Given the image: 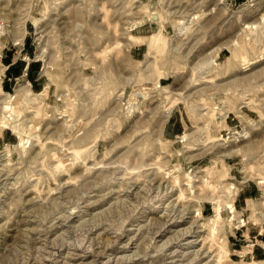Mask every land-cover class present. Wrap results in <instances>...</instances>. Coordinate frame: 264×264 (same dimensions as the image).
I'll use <instances>...</instances> for the list:
<instances>
[{
  "label": "rangeland",
  "instance_id": "1",
  "mask_svg": "<svg viewBox=\"0 0 264 264\" xmlns=\"http://www.w3.org/2000/svg\"><path fill=\"white\" fill-rule=\"evenodd\" d=\"M0 27L49 66L3 87L0 59V101L34 92L0 110V264H264L230 239L244 183L264 219V0H0Z\"/></svg>",
  "mask_w": 264,
  "mask_h": 264
},
{
  "label": "crops",
  "instance_id": "2",
  "mask_svg": "<svg viewBox=\"0 0 264 264\" xmlns=\"http://www.w3.org/2000/svg\"><path fill=\"white\" fill-rule=\"evenodd\" d=\"M21 48H18L17 50H12V48H8V53L2 52V64L4 65V72H3V87H10L9 83L5 80L7 78V75L9 77H15L20 74V72H24V65L25 63L20 59V53L22 49H25V44L22 43ZM22 46H24L22 48ZM6 51V52H7ZM28 52V51H27ZM134 53V51H132ZM29 53V52H28ZM36 62V61H33ZM33 63L31 62L27 68V74H29L31 70V66ZM22 72V74H23ZM254 184V183H253ZM256 189L260 188L255 183ZM238 196L242 194L243 201H245V206H240V212L241 214L246 217L247 223L245 227L237 228L234 230L233 233L230 234L231 246H232V254L237 255L241 260L245 259H257L258 261L264 260V219L260 220V222H254L251 221L249 218V215L246 214V212L250 209H248V200L250 199H256V192L251 186L250 183H244L242 186H240ZM242 192V193H241ZM237 200V199H236ZM236 202H234V206L236 207ZM264 211V208L262 206L257 205V209L259 208ZM259 213V212H257ZM246 214V215H245ZM252 237H256L257 244L253 247H246L245 245L241 244V241H246L248 239H251Z\"/></svg>",
  "mask_w": 264,
  "mask_h": 264
},
{
  "label": "bare ground",
  "instance_id": "3",
  "mask_svg": "<svg viewBox=\"0 0 264 264\" xmlns=\"http://www.w3.org/2000/svg\"><path fill=\"white\" fill-rule=\"evenodd\" d=\"M250 25V24H249ZM1 28V27H0ZM249 28V27H248ZM2 35L1 33V29H0V36ZM41 52H39V54L37 55L38 60L43 62V70L45 69V71H47V69L49 68V66H47L46 64V56H45V49L41 48L40 50ZM1 78H0V90H1ZM2 91V90H1ZM3 92V91H2ZM33 90L32 88L28 85V83L26 84H20L19 87L17 89H15L14 93H5V98L3 100L0 101V110L3 112V114H7L8 113V117L11 118L12 123H15L17 121L18 118V114L15 112V106L14 104H16L15 101H26L27 102H31L34 100V94H33ZM29 107V106H28ZM27 107V108H28ZM32 108V107H31ZM33 109V108H32ZM169 109V108H168ZM31 111V110H30ZM32 112V111H31ZM18 124L13 125V127H17ZM187 134H184L183 136L185 137ZM62 149V148H61ZM56 154V153H55ZM181 194H179L180 196ZM216 217V216H215ZM241 218V217H240ZM238 222H240V220H238ZM215 224V223H214ZM215 232L214 227H211V233L213 234ZM214 235V234H213ZM190 244L193 242H189ZM202 252H200L199 254H201ZM207 253V252H206ZM209 256V255H207ZM206 256V257H207ZM205 258V257H204ZM212 260V259H211ZM216 260V259H215ZM218 262V260H217ZM206 263V262H205ZM204 263V264H205ZM207 264V263H206Z\"/></svg>",
  "mask_w": 264,
  "mask_h": 264
},
{
  "label": "built area",
  "instance_id": "4",
  "mask_svg": "<svg viewBox=\"0 0 264 264\" xmlns=\"http://www.w3.org/2000/svg\"><path fill=\"white\" fill-rule=\"evenodd\" d=\"M22 51V50H21ZM2 58V56L0 55V59ZM20 59L25 63L24 65V72L22 74V76H27V68L29 66V64L33 61H38V60H35V59H31L29 54L27 52H25L24 54L23 53H20ZM28 82V81H27ZM29 83V82H28ZM29 86L31 87V84L29 83ZM241 218H239L240 222H238L236 220V223L238 224V226H234L235 229H239V228H242V227H245L247 221H245V217L241 214L240 215ZM257 244V240H256V237H252L251 239H248L245 241V246L246 247H253Z\"/></svg>",
  "mask_w": 264,
  "mask_h": 264
}]
</instances>
